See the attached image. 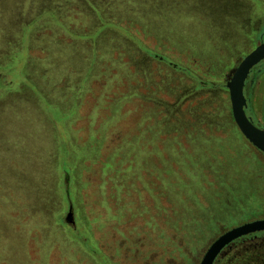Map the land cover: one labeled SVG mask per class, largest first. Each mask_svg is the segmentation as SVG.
Instances as JSON below:
<instances>
[{
    "label": "rangeland",
    "instance_id": "rangeland-1",
    "mask_svg": "<svg viewBox=\"0 0 264 264\" xmlns=\"http://www.w3.org/2000/svg\"><path fill=\"white\" fill-rule=\"evenodd\" d=\"M23 1L0 0V29ZM77 1L0 41V264H200L264 218V157L227 88L264 0ZM215 264H264V236Z\"/></svg>",
    "mask_w": 264,
    "mask_h": 264
},
{
    "label": "water",
    "instance_id": "water-1",
    "mask_svg": "<svg viewBox=\"0 0 264 264\" xmlns=\"http://www.w3.org/2000/svg\"><path fill=\"white\" fill-rule=\"evenodd\" d=\"M263 61L264 42L241 61L227 84V88L230 93L233 117L239 130L249 142L264 153V129L255 125L252 118L247 114V98L244 92L249 75ZM65 220L68 225L76 228L73 205H70ZM260 232H264V219L246 222L228 230L210 245L200 264H214L221 252L231 243L245 236Z\"/></svg>",
    "mask_w": 264,
    "mask_h": 264
},
{
    "label": "crops",
    "instance_id": "crops-1",
    "mask_svg": "<svg viewBox=\"0 0 264 264\" xmlns=\"http://www.w3.org/2000/svg\"><path fill=\"white\" fill-rule=\"evenodd\" d=\"M32 1L33 0H24L23 1V3L21 4V8L22 7L28 8V11L24 15H19L20 18L17 19L19 21L16 24H12V27L10 29H8L9 32H7V30L5 31V29H3V27L0 29V41H4L7 38L9 39V37H11V36H16L17 38H19L21 36V34L25 35L26 34L25 29H27L28 26H30L33 21H35L36 19H39L41 17V16L38 17L36 15V13L39 10V8H41L42 6L47 8V7L55 6V4H60V5H64V6L70 5L71 2H73V4H76V2H74L75 0H37L36 5H38L39 7H37V6L33 7L34 4ZM79 1H77V2H79ZM81 2H83V1H81ZM34 3H35V0H34ZM21 8H19V9H21ZM48 14H51V13L49 12ZM25 16H26V18H24ZM48 16L49 15H46V16H43V18H40L38 20V21L41 20L40 24H42L44 20H47L48 18H46V17H48ZM65 22H66V24L68 23L67 26H68V28H70V30L69 29L65 30V32H67V31L68 32L73 31L74 33L80 32V29L78 28V26H76V27L75 26H73V27L69 26V23L74 24L75 21H70L68 18H66ZM0 24H2L1 21H0ZM75 28L77 30H75ZM33 33H37V30H35ZM253 42L257 43V45H253L254 46L253 49L255 47H257L258 45H260L259 40L258 41L253 40ZM3 52L5 53L4 50H3ZM35 83L38 85V82H35ZM1 89H2V91H1ZM0 91H1L0 95L7 96V95H5L7 92L4 91V86L2 84H0ZM11 94H13V93H9V95L7 97H9ZM247 99H248L249 110L251 111V114L254 116L255 120H257L264 127V69H262L257 74L256 79L252 83L250 91L247 94Z\"/></svg>",
    "mask_w": 264,
    "mask_h": 264
},
{
    "label": "flooded vegetation",
    "instance_id": "flooded-vegetation-1",
    "mask_svg": "<svg viewBox=\"0 0 264 264\" xmlns=\"http://www.w3.org/2000/svg\"><path fill=\"white\" fill-rule=\"evenodd\" d=\"M256 48V47H255ZM254 48V49H255ZM262 69H264V61L263 62H261L258 66H256L254 69H253V71L251 72V74L249 75V78L247 79V82H246V86H245V90H244V92H245V96H246V98H247V94H248V92L250 91V88H251V85H252V83L254 82V80L256 79V76H257V74L262 70ZM247 109H249V104H248V99H247V108H246V110ZM251 118H252V121H253V123L256 125V124H260L257 120H255V118H254V116L252 115V114H248ZM261 125V124H260ZM258 126V125H257ZM262 126V125H261ZM258 127H260V126H258ZM263 127V126H262ZM263 129V128H262ZM241 132V131H240ZM242 133V132H241ZM243 135V134H242ZM245 137V136H244ZM246 138V137H245ZM247 139V138H246ZM248 140V139H247ZM249 142V141H248ZM250 143V145H252L263 157H264V153L262 152V151H260L259 149H257L251 142H249ZM260 219H264V218H260ZM256 220H259V219H256ZM252 221H254V220H252ZM257 236H264V232H260V233H255V234H251V235H248V236H245V237H243V238H240V239H238V240H236L235 242H233V243H236V242H238V241H241V240H245V239H247V238H254V237H257ZM233 243H231L230 245H232ZM229 245V246H230ZM229 246H227V247H229ZM226 247V248H227ZM225 248V249H226ZM224 249V250H225ZM223 250V251H224ZM222 251V252H223ZM222 252H221V254H222ZM220 254V255H221ZM219 255V256H220ZM219 256L217 257V259L219 258ZM217 259H216V261H217ZM215 261V262H216ZM215 264V263H214Z\"/></svg>",
    "mask_w": 264,
    "mask_h": 264
}]
</instances>
